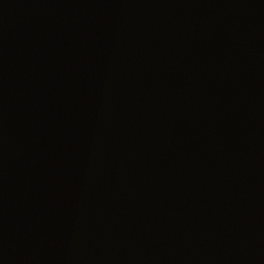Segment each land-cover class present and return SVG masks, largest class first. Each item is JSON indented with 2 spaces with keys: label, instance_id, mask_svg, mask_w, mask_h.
Wrapping results in <instances>:
<instances>
[{
  "label": "water",
  "instance_id": "water-1",
  "mask_svg": "<svg viewBox=\"0 0 264 264\" xmlns=\"http://www.w3.org/2000/svg\"><path fill=\"white\" fill-rule=\"evenodd\" d=\"M0 264H264V0H0Z\"/></svg>",
  "mask_w": 264,
  "mask_h": 264
}]
</instances>
